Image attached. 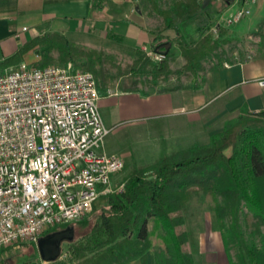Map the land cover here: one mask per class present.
Wrapping results in <instances>:
<instances>
[{
  "label": "trees",
  "instance_id": "1",
  "mask_svg": "<svg viewBox=\"0 0 264 264\" xmlns=\"http://www.w3.org/2000/svg\"><path fill=\"white\" fill-rule=\"evenodd\" d=\"M145 1L156 5V0ZM203 2L176 0L167 9L157 10L171 25L188 14L198 15L204 10ZM168 44L152 46L161 54L160 62L152 64L141 53L129 70L154 79L161 73H173L167 64ZM178 45L186 62L175 72L194 75L200 69L206 71L202 60L216 47L211 34L205 33L193 45L181 41ZM38 46L43 47L41 56L32 63L39 67L49 64L48 53L55 49L69 61L85 54L77 52L75 42L48 32L26 40L0 61V67L20 61L31 50L37 52ZM199 191L211 197L212 228L220 234L228 264H264V111H244L226 120L206 147L181 150L130 170L123 189L107 201L109 212L100 213L89 232L81 236L83 241L65 242L79 264H128L143 259L151 248L154 264H193L182 210ZM247 216L253 226L250 239ZM152 236L162 245L153 247Z\"/></svg>",
  "mask_w": 264,
  "mask_h": 264
},
{
  "label": "built area",
  "instance_id": "2",
  "mask_svg": "<svg viewBox=\"0 0 264 264\" xmlns=\"http://www.w3.org/2000/svg\"><path fill=\"white\" fill-rule=\"evenodd\" d=\"M224 2L221 17L231 26L258 0ZM258 84L264 88V78ZM118 93L106 89L109 96ZM99 97L93 74L71 61L0 68V249L83 219L111 191L124 161L103 149L110 129Z\"/></svg>",
  "mask_w": 264,
  "mask_h": 264
},
{
  "label": "rangeland",
  "instance_id": "3",
  "mask_svg": "<svg viewBox=\"0 0 264 264\" xmlns=\"http://www.w3.org/2000/svg\"><path fill=\"white\" fill-rule=\"evenodd\" d=\"M174 1L176 0H156V5L150 3L151 6L149 8L153 11V16L150 19L159 21L163 17L158 10L167 9ZM260 1L262 0H258V2ZM224 4V0H210L203 6L204 10L198 15L188 14L182 20H179L181 22L178 25L179 31L171 29L157 32L158 34L161 33V38L165 37V40L170 41L168 44L169 49L174 48L172 49L174 51H170L167 63L173 73L168 76L165 73H161L154 79L150 74L141 75L129 70V65L141 53L147 56L152 64L160 62L154 61L151 55L155 53L152 50V46L162 42L159 40L160 38L154 39L147 48H135L115 40L103 41L100 38H94L92 43H85L84 39H78L76 40L77 42L73 41L79 46L77 47V52L79 53V50H82L85 53L71 59L75 69L92 73L100 88H111L122 92L137 89L140 92H137V95L115 99L116 108L114 109L113 117L111 115L108 117L109 119L112 117L113 125L110 126L109 133L104 139L105 151L111 152L108 154L119 155L124 161L122 170L112 178L111 191L101 195L96 200L92 210L83 219L52 226L46 233L72 225L74 229L72 240L82 242L81 236L89 232L93 224L98 221L100 213L102 211L109 212L107 201L119 192V188L121 184H124L125 177L130 170L141 165L152 164L162 156L171 155L181 150H195L206 147L209 145L210 136L219 133L226 120L235 119L238 116L231 118L221 117L209 121L211 110H203L200 112V130H197L196 128L191 129V126L186 125L188 120L185 116L186 110H182L181 114L171 109L166 110L168 107L160 111L157 110V107L162 106L144 102V99L147 100L152 95L155 96L159 93L173 90L172 93L169 92L171 93L169 97L171 102L177 105L181 101L183 92L180 91L182 93H179L175 89L180 88L185 92L198 82L199 73L202 72L201 69L194 75L175 72L176 70H181V67L186 62V59L176 47L177 41L193 45L205 33L211 34L216 47L210 51L208 56L206 55L203 58L201 63L202 67L207 69L219 63L233 61L236 55L248 46L255 31H251L253 32L252 34L248 33L245 36H237L234 31L235 24L227 26L221 17L222 10L225 7ZM261 5V8L257 11H251L247 16L253 21V24H251L252 28L258 25L257 22L264 17V2ZM249 21L252 23L250 19ZM260 24H264V18H262ZM178 33H181V35ZM20 44H22V40H18L14 34L11 36L1 35L0 61L13 55ZM42 49V46H38V53H34L31 50L28 54L21 55L20 61L32 63L34 57L37 59L41 56ZM92 50L95 52L93 53ZM48 55L49 64H64L69 61L64 55H60L57 49L49 52ZM18 62L5 66L3 69L11 68ZM100 101L97 102L98 109L102 115L105 114L107 117L109 110L105 104L99 106ZM191 116L189 117L191 118ZM212 205L211 197L206 196L202 191H199L187 203L182 213L185 217L186 228L190 232L192 231L196 235L201 231V228L202 231H206L210 229V226L212 227ZM245 221L247 225L246 236L250 239L248 235L253 229L252 219L247 216ZM150 226L151 224L148 225L149 228ZM154 239L161 244L160 240L152 236L151 241ZM0 264H79V261L75 259L72 247L68 242L63 241L61 243L60 254L55 261L45 262L39 256L36 242L23 241L1 248Z\"/></svg>",
  "mask_w": 264,
  "mask_h": 264
},
{
  "label": "crops",
  "instance_id": "4",
  "mask_svg": "<svg viewBox=\"0 0 264 264\" xmlns=\"http://www.w3.org/2000/svg\"><path fill=\"white\" fill-rule=\"evenodd\" d=\"M262 2L264 0L252 6L251 11L261 8ZM150 6L145 0H0V36L14 34L24 43L34 36L55 32L70 41L84 39L85 43H92L94 38H100L103 41L115 40L135 48H147L158 38L162 43L170 42L165 37L161 38V33L157 32L171 29L179 31L178 25L181 22L176 21L170 25L164 18L159 21L156 19L158 22L151 20L153 11ZM262 18L254 28L251 27L253 21L250 17H245L234 25L237 36L255 31L248 46L233 61L219 63L200 72L198 82L188 91L175 89L179 93L183 92L177 105L169 97L173 90L152 95L149 99H144V102L162 106L157 107L160 111L168 107L166 110L171 109L181 114L182 110H186V125L197 130H200V112L206 109L211 110L209 121L221 117L231 118L244 111H264V88L258 84V80L264 78V24H260ZM176 47L179 49L178 41ZM97 89L101 100L99 106L105 104L109 110L107 117L99 111L109 129L113 125L115 99L140 92L137 89L127 92L118 90V94L109 96L106 94L107 88H100L97 84ZM109 115L112 116L110 119ZM103 149L105 151L104 145ZM209 228L206 231L201 228L196 235L187 229L188 242L193 248V264H228L220 234L211 226ZM151 242L153 247L162 245L155 239ZM128 264H154L153 248L145 253L143 259L133 260Z\"/></svg>",
  "mask_w": 264,
  "mask_h": 264
},
{
  "label": "water",
  "instance_id": "5",
  "mask_svg": "<svg viewBox=\"0 0 264 264\" xmlns=\"http://www.w3.org/2000/svg\"><path fill=\"white\" fill-rule=\"evenodd\" d=\"M206 3H208V0H204L202 6H205ZM136 9H138V6H136ZM73 237L74 229L72 225L45 233L38 237L36 246L41 260L45 262L56 260L60 254L61 243L63 241H71Z\"/></svg>",
  "mask_w": 264,
  "mask_h": 264
}]
</instances>
